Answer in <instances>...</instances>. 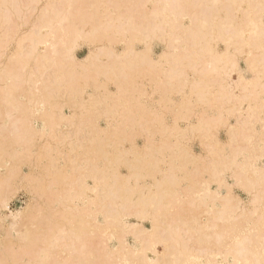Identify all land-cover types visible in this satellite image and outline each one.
Wrapping results in <instances>:
<instances>
[{
    "label": "bare ground",
    "instance_id": "6f19581e",
    "mask_svg": "<svg viewBox=\"0 0 264 264\" xmlns=\"http://www.w3.org/2000/svg\"><path fill=\"white\" fill-rule=\"evenodd\" d=\"M0 264H264V0H0Z\"/></svg>",
    "mask_w": 264,
    "mask_h": 264
},
{
    "label": "rangeland",
    "instance_id": "374dc122",
    "mask_svg": "<svg viewBox=\"0 0 264 264\" xmlns=\"http://www.w3.org/2000/svg\"><path fill=\"white\" fill-rule=\"evenodd\" d=\"M28 30V27H21L20 28V31H19V34L15 37L16 38V41L19 39V38H21L22 36H24L25 35V33H26V31ZM161 43H159V42H156V43H154V45H153V55L155 56V57H157L158 55H160L162 52H163V50H164V45L163 44H161ZM83 46V47H82ZM77 51H76V56H78L77 57V59L78 60H83L85 57H86V55H87V53L89 52V47H88V45H82ZM16 47V43L15 42H13L12 43V45H11V48H15ZM82 48V49H81ZM142 49V47L141 46H138V50H141ZM221 49H222V47H220ZM121 49V50H120ZM117 50L119 51V52H121L122 51V48L121 47H119V48H117ZM158 52V53H157ZM80 56V57H79ZM240 65L242 66V68L244 69L245 68V65H244V62H242V61H240ZM110 90L111 91H115V88L114 87H110ZM148 92L150 93L151 92V89H149L148 88ZM154 98V100H155V98H157V96H154L153 97ZM153 100V101H154ZM178 100H180V98L178 97V96H175V101L177 102ZM148 101V99L147 100H144V102L145 103H151L152 102V99H149V101ZM154 103H156L155 101H154ZM70 110H67V109H65L64 110V112H65V114L67 115V116H70L69 115V112ZM170 113V112H169ZM168 113V114H169ZM172 113L173 112H171L169 115L167 114V112L165 113V115H168L167 116V118H166V120H168L167 121V123H173V118H172ZM71 114V113H70ZM174 114V113H173ZM171 115V116H170ZM171 121H170V120ZM197 121V118H195L194 117V121L192 120V122H196ZM99 122V125H100V127L102 128V129H105L106 128V124H107V122H106V120L105 119H101L100 121H98ZM234 122V120H231V123H233ZM101 123V124H100ZM180 123H182V124H180ZM184 123V124H183ZM103 124V125H102ZM178 124H180V126L182 127H186L187 126V123L185 124V122H179ZM105 125V126H104ZM225 132L222 130L221 131V133H220V139H224L225 140ZM139 138V139H138ZM141 140V141H140ZM140 143H139V142ZM135 142L137 143V144H135V145H137V147H142L143 146V143H144V137H141V136H137V138H136V140H135ZM139 145V146H138ZM192 147H193V150H194V153L196 154V155H200L201 154V147H200V145L196 142H194L193 143V145H192ZM200 150V151H199ZM24 168V169H23ZM22 170H23V172H27V170H28V168L27 167H22ZM124 174H125V170H123L122 171ZM227 181H228V183L229 184H232V180L231 179H227ZM235 195L237 196L238 195V199H240L241 201H242V203L244 204V203H246V202H248V196L245 194V193H243V191L241 190H239V189H235ZM15 198H18L17 200H15L14 201V203L12 204V206H11V210H19L20 208H24V206H25V201H27L28 200V198H29V196L24 192V191H19L18 192V194L15 196ZM20 200V201H19ZM21 202V203H20ZM24 202V203H23ZM15 204V205H14ZM15 207V208H14ZM133 221V220H132ZM144 226L147 228V229H149L150 228V224L149 223H145L144 224ZM127 243H128V245L129 246H133V244H134V242H133V238L131 237V236H129L128 238H127ZM111 246H113V243L111 244Z\"/></svg>",
    "mask_w": 264,
    "mask_h": 264
}]
</instances>
